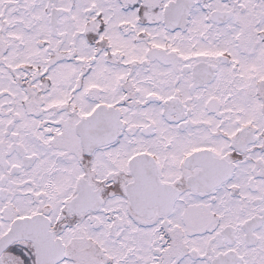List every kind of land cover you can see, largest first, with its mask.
I'll return each instance as SVG.
<instances>
[{
	"label": "snow or ice",
	"instance_id": "6c2138e0",
	"mask_svg": "<svg viewBox=\"0 0 264 264\" xmlns=\"http://www.w3.org/2000/svg\"><path fill=\"white\" fill-rule=\"evenodd\" d=\"M0 264H264V0H0Z\"/></svg>",
	"mask_w": 264,
	"mask_h": 264
}]
</instances>
